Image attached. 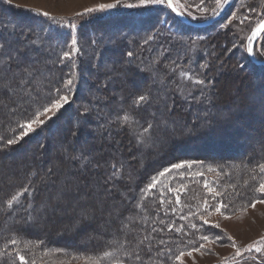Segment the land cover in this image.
Instances as JSON below:
<instances>
[{
  "label": "trees",
  "instance_id": "trees-1",
  "mask_svg": "<svg viewBox=\"0 0 264 264\" xmlns=\"http://www.w3.org/2000/svg\"><path fill=\"white\" fill-rule=\"evenodd\" d=\"M176 8L183 13L177 6ZM149 14V17L145 14H138L136 16L137 24L140 25L138 29H134L130 26L131 24L128 25L126 23L128 19L131 20L135 18L131 13L106 19L107 21L116 24V27H118L114 34H110L105 27L98 28V26H95L96 24H93V27L85 26V28L81 29V32L83 31L82 34H78L82 51L74 58L76 67L72 68L71 62L68 61L65 62V65H54L52 63L53 66L50 71L49 67H46L44 72V76L51 80L54 85H59L64 79L68 78L66 74H74L72 76L74 83L71 91L75 92L74 99L76 105L72 102L68 103L56 117L39 127L34 133L29 134L27 138L19 140L16 144L7 147H4L7 139H13L23 131L18 128V122H23L26 119L32 118L35 111L38 109V106L46 103V95L42 94L38 103L33 105L32 108L27 111L24 108H14L11 105L10 98L6 92L3 96H0V156L4 154V152H10L36 138L40 140L39 142L41 146H45L43 149L45 151V160L43 159L41 162L39 159L36 160L35 156H32L30 163L20 166L18 171H16V174L11 171L12 167L17 165L16 162H12L11 164L0 163L1 173L8 171L12 173L6 180L7 184L0 187V207H3L4 201L27 182L28 174L33 171L37 173V176L33 177V181L39 187V193L33 201V206L35 209H39L43 203H46L47 194L43 196L42 189H44V187L39 183L41 171L45 168L43 163L44 161H50L53 155L52 150L48 148L49 145H51L54 140L57 142L56 144H60L62 141H65L66 136L64 133H61V135H50L48 138H42V135L47 132L51 134L54 129H58L61 132L66 131L70 134L69 130L75 128L77 124L74 126L73 122L66 118L63 120L64 124L59 125V123H57L58 120L62 118L66 112L74 114L76 117H80L79 105L82 109L86 106H98L95 102L97 100L95 96H99L101 99L105 98L102 100L100 111H98L102 114L103 110L107 109L108 115L106 121L104 118H99L98 121H95L94 124H92L94 130L101 131L103 127L107 129L115 128V130H113V137L119 136V133L125 130L132 143L133 153L136 154L140 160L138 168V165H134L133 161L128 157L130 156L131 150H129V148L128 150H125L127 145L122 142L120 145L121 148H108L110 144L104 137V131H101L103 132V138H100V142L96 146H90L87 143H73V147H70L69 145L71 148L68 149L69 147H67L69 155H86L91 157V164H100L99 167L92 170L89 163L85 169H87L86 172L88 174H91L93 171H97L98 173L102 172L99 177L100 185L98 187L101 191L105 192L106 187H112V183L106 185V181L108 180L111 171L109 165L114 162L123 165V178L115 181V187H112L113 189H116L115 191H118V194L119 192L121 194H119V207L115 205H106V207H104L105 203L97 205L93 204L90 200L86 201L87 203H91V209L95 210V208L99 206L110 212L111 217L114 219L111 220L108 231L99 235L98 239H96L93 242V245L90 246L76 241H72L75 243L73 244L74 246L71 245L72 242H69L70 244H61V238H53L56 235L50 228V219L47 218L45 221L32 220L33 218L30 219L28 213L24 210L27 206V202L24 198H21L22 202L24 199V204L20 206L19 210H12L9 212L12 213V216L17 217V220L14 221L13 225H9L8 227L6 224L7 212L0 213V250L12 252V258H15V249L16 251H19L21 255L26 257L29 264H32L33 261L34 264H36L35 260H38V258L45 256L52 257V255L62 258H95L98 261V264H113L114 260H122L125 264H173L175 256L178 255L179 252H186L193 247H198L199 243H202V240H198L199 236H209L211 232V230L205 227L204 224L198 222V214L192 215V213L196 212L191 209V201L190 208L184 209L179 208L178 204L170 198L173 197V192L169 191V187L174 188V183L172 182L168 183L169 185L167 184L165 189L155 187L152 191L148 192L144 199H141V190L144 189L147 184L151 183L152 179L157 177L159 172L163 171L164 168L170 167L173 163L187 162L184 168L189 170V172H182V176L184 180L183 182H188L191 187L202 185L203 177L207 176L206 171L211 168L222 177V182L224 184L226 182L228 183V186L237 189L236 193L239 194L245 203H250L258 198L256 197L258 196V192L255 191V188L258 186L262 176L258 171L257 165L259 163H264V150L258 149L254 154L246 153L244 156L241 155V157L238 158H231L238 156V154L243 152L242 144H244L243 141H246V137H248L247 134L242 133L246 131L245 128H243L244 125H241L242 121H239V124H237L238 122H234L237 121L241 115H244V111L242 109H235L233 112H227V117L224 118L223 121L229 122L231 119V122L228 124L218 123L216 122V117L219 115L222 116L225 113V108L229 103H224V98L213 99L211 105L196 103L191 96L187 97V100L185 101H188L186 103L188 108H192L190 111H193V114H195L197 118L202 115V112L206 113L207 111L209 112V110L213 111L212 116L206 115L205 117L200 118L199 123L194 122L193 124L191 123L189 115L183 114L179 111L183 98L180 100L178 99V94L176 90H174L175 88H170L169 83L176 86V71L184 72V68L190 67L189 58L186 57L187 53H179L183 52V49L174 46L176 42H174L175 40L173 41L171 36H168V38L163 37V39H159L158 42L155 41L153 44L149 41L148 43L144 42L150 35L153 39H157L158 36L156 34L159 33L163 27L165 28L163 20L164 14L162 17H158L156 14H159V11L155 10L151 13L149 12ZM8 16L11 18L9 19ZM186 17L192 21L188 16ZM16 19H19L20 21L28 20L32 27L29 25L31 27L29 29H25L24 27L13 29L12 26H14ZM34 25L37 26L34 28ZM46 27L51 29L52 32L47 33L42 37L41 46L36 47L30 45L29 40L40 37ZM184 27L186 29L191 28L201 30V28H194L186 24ZM57 28L59 27H57L56 24L43 16H38L32 11H25V9L19 10L0 1V44L4 45V48L0 49V59L8 60L9 56L14 57L15 60L11 63L13 70H16L18 67L22 68L25 64L30 62L27 60L28 58L25 50H19L13 41L3 38L4 36L12 35L16 42L20 44H24L25 42L23 47H28L30 50H33L35 58H39V56H43L44 54L53 51V53H50V56L52 57L51 60H56L62 47L60 38L67 35V32H64V27H61L62 29L60 28L59 30ZM88 29H92L96 33L103 29L102 31L105 35L121 37V41L114 42L116 46L115 49L121 52L117 60L133 62L140 66L137 68L133 66L126 68L125 73L117 71L118 79L108 74L104 68L102 69V62L110 60L109 57L116 55L117 53L115 54L112 53L114 51H108L109 53L102 57H100V53H98V55L96 52L91 53L90 49L91 46H93L92 41H98V45L94 46L95 49L99 51V49H101L99 46L104 36L100 35L95 36L94 38L85 36L84 32ZM130 36L132 38H130ZM56 40H58V45H56ZM156 43H158V46ZM129 51L135 53V56L131 58V60L127 57V52ZM254 57L261 60L256 55H254ZM198 61L200 62L199 65L197 64V66L193 67L191 73L194 77L206 79L205 74L207 73V70L201 68V65L207 63L200 61V58ZM224 62L228 63V60H224ZM34 63L41 68L45 67L40 65L38 61ZM93 63H96V66L101 68V70L96 71L91 77L87 76L88 73L83 75L84 72H91V70H93ZM144 67H148L147 69L150 70L154 68V72L140 71V69ZM245 69H248V71L252 73V79L254 82H256L258 86H261L258 89L262 94L258 99L260 102L264 101V66L256 65L247 55V60L245 61L243 68L241 69V67H239L236 71L244 72ZM48 74L51 76L48 77ZM3 75L4 74L0 72V76ZM151 75L152 77H155L159 83L166 85L167 90L166 92L163 90L162 94L166 96L167 102L172 108L171 112L161 114V112L158 111L159 105L157 104L145 106L142 109H135L132 107V100L136 94L143 92L145 89H150L152 91L156 88V86L150 82ZM113 78L118 81V86L114 88L111 87L108 82V80H112ZM43 82L47 83L46 80ZM98 83L103 85L98 91L92 89L88 95L85 96L83 94V92L86 91L83 88L84 85H88V88H94L95 84ZM49 87H51V85H49ZM195 87L198 86L195 85ZM195 93L198 92L196 91L193 94ZM198 94H200V92ZM260 106L263 110L264 103ZM124 110H130L136 113L140 117L141 123L150 119L153 113L157 116V123L161 122V120L164 122L169 118V115H174L172 118L177 122L182 123V126L179 127L182 132L185 128L191 125L193 128L197 127L198 129L196 128V132L198 131L202 133L203 136L196 135V133L195 135L192 133L191 135L185 136L179 131L172 140H169V146L167 148L165 145L162 146L164 141L167 140V131L166 129H158L155 132L158 140L156 145L147 150L138 148L135 138L130 134L129 128L121 127L115 122L117 116L122 114V111ZM253 110L258 111L261 109L259 106H255L253 107ZM89 115L93 117L94 112H88L87 115H83L84 117H81L80 121L78 120L79 123L81 122L85 125L86 122L89 121L87 119ZM254 121L261 122V125L264 126V118H256ZM203 125L207 129L199 131V127L203 129ZM238 128L241 130V133H238ZM260 136L262 137V135L258 133L257 138L259 139ZM234 140H236L235 143L233 142ZM207 142L221 145L220 149L216 151V154L209 156L207 153H203V151L190 154L186 153V151L179 152L181 151V148L190 149L198 144ZM38 144H34L28 149V151H26V153L32 152L34 154V152L40 149ZM164 147L167 149L165 152L169 157L161 160L158 156V152L159 150L162 152V149H165ZM60 150H56L55 155L61 154ZM226 151L228 154L225 153ZM76 163L78 164V162ZM59 168L62 170V166ZM197 173H200L201 176L197 175ZM196 176H199L197 180L195 179ZM252 177H255V179H252ZM86 189L92 191L93 188L87 185ZM76 202L78 203L77 205H81V201L77 200ZM137 203H140V208L136 207ZM187 205H189V203H187ZM75 211L81 212L83 216H86V212L82 207L78 208V206H76ZM34 212L36 211H33L32 215ZM181 217H184V219ZM160 221H163V223H160ZM26 224H28L30 228H25ZM39 224L41 225L40 229L37 228V225ZM82 224L84 225L83 222ZM125 224L128 225L127 228L124 227ZM192 224L197 226L196 229L191 227ZM87 225L88 226L86 227L91 226L89 224ZM168 225H172V229H169ZM177 228L181 229V231H175ZM153 229H155V231H153ZM144 237H148V239L144 240L143 244H139V241ZM11 239H17L19 243L11 245L8 243ZM160 241H164V243H160ZM26 242L28 243L27 248L24 246ZM6 244L8 247L5 249ZM160 251L164 254L157 255ZM105 252H109L111 255L104 256ZM136 254H139V260L136 259ZM8 260L9 258L5 257L3 261H0V264H7ZM16 264H20V262L17 260Z\"/></svg>",
  "mask_w": 264,
  "mask_h": 264
},
{
  "label": "rangeland",
  "instance_id": "rangeland-1",
  "mask_svg": "<svg viewBox=\"0 0 264 264\" xmlns=\"http://www.w3.org/2000/svg\"><path fill=\"white\" fill-rule=\"evenodd\" d=\"M0 1L4 2L7 5L13 6L19 10L30 8L40 11H47L50 13L51 16L56 17L58 20H60L61 18L64 22L70 20L72 23H75L77 25V30L79 34H82L83 31L81 32V29L85 28V26L93 27V24H96L95 26H98V28L105 27L110 34H114L118 27H116V24L111 23L106 19L116 16L118 17L127 13L133 14L135 18L131 20L128 19L126 23L128 25L131 24L130 26H132L134 29H138V27H140V25L137 24L138 22L136 19V16L138 14H145L149 17V12L151 13L154 10L159 11V14L156 15L158 17H162V15L164 14L163 20L165 28L163 27V29L156 34L158 36L157 39H152L149 42H152L153 44L155 41L158 42L159 39H163V37L168 38V36H171V38H173V41L175 40L174 42H176L174 46L183 49V52L179 53H187L186 57L189 58L190 67L184 68V72H188L189 75L193 78H197L194 77L191 72L193 67L197 66V64L199 65L200 62L198 61V59L200 58V61H203V63H207L209 67L206 68L207 73L205 74V77L207 81H210V84L204 87V91L209 95L213 94L211 96L212 100L224 98L225 100L223 102L229 103L225 108V113L222 116L219 115L216 117V122L228 124L229 122H231V119L229 120V122L223 121V119L227 117V112H233V110L235 109H242L244 111V115H241L238 120L234 122H238L237 124H239V121H242L241 125H244L243 128H245V130L247 131H244L242 133L247 134L248 137H246V141H243V152L238 154V156L231 158H238L241 157V155L244 156V154L246 153L254 154L258 149L264 150V126L261 125V122L254 121V119L256 118H264V108L262 110V107L260 106L262 105V103H264V101L260 102V100L258 99L260 98L259 96H261L262 94L261 91H259L258 89L261 86H258V84L254 82V80L252 79L253 75L250 71H248V69H245L244 72L236 71V69L239 68L240 65H244L245 61L247 60L246 47L249 44L248 37L251 35L252 30L258 24V22L264 18V0H234L232 5L227 9V11L224 12V14L218 21H216L210 26L201 28V30L191 29L189 27V29H186L184 27L185 24L181 22L178 18H176L174 14L170 12L169 8L163 5H150L132 8L117 6L116 8L108 9L103 12H96L89 15L77 16L76 13H83L85 8L95 7L97 4L100 3H113L114 0ZM126 2L136 5L139 3V0H126ZM175 5L192 21H201L203 19H207L209 16H212V9L215 7L214 3H212V0H204L203 3L201 2V0H175ZM252 8H255L256 11H251ZM233 14H235V16H233ZM245 17H248V19H245ZM10 18L11 17H9V19ZM29 25L30 23L28 22V20L20 21L19 19H16L14 26H11L13 27V29L21 27L29 29L32 27L31 25V27ZM56 25L57 27H59L57 28L58 30L62 27L58 24ZM36 26L37 25H34V28ZM102 30L96 33L92 29H88L84 32V35L90 38H94L95 36L100 35L104 36L99 46L101 47V49H99L98 51V53L101 54L100 57H102L103 55L106 56V54L109 53L108 51H114L112 53L115 54L117 53L116 55L109 57L110 60L102 62V69L104 68V70L108 72V74L118 79L117 71L125 73L126 68H130L131 66L137 68L140 66L136 63L134 64L133 62L117 60L121 52L115 49L116 46L114 42L121 41L120 39L122 38L105 35ZM51 32L52 30L46 27L43 34L40 35V38L44 37L45 34ZM64 32L68 33V29L65 28ZM3 38L9 41H13V43H15V46L19 50L26 51V55L28 58L27 60L30 61L27 64H33L34 62L38 61L39 64L43 67H49V71L52 68L53 64L50 53H53V51L49 52L48 54H44L43 56H39V58H35L33 50H30L28 47H23L25 45V42L24 44L16 42L12 35L4 36ZM130 38L132 37L130 36ZM57 43L58 40H56V45H58ZM157 44L158 43H156V45ZM94 49L95 46H91V53L94 52ZM253 54L261 59L259 61H264V30L262 31L255 46L253 47ZM224 60H228V63L224 62ZM147 68H141L140 71H147L150 73L154 72V68L151 70ZM99 70H101V68H98L96 66V63H93V70H91V72H84L83 75H86V73H88L87 76L91 77L96 71ZM180 73L181 71H176V86L169 83V87H172L173 89L175 88L174 90H176L177 94L178 86L183 90V96L185 98H183V102H181L180 104L181 106L179 111L183 114L189 115L191 123L193 124L194 122L199 123L200 118L205 117L206 115L212 116L213 111L211 110H209V112L207 111L206 113L202 112V115L198 118L197 116H195V114H193V111H190L192 110V108H188L186 104L188 101L185 100H187L186 98L189 97V93H191V96H200V94H198L200 92L198 89L201 86L197 85L198 87H195V85L192 84L191 81L185 80L184 77L180 75ZM50 76L51 75L48 74V77ZM108 82L113 88L118 86V81L114 78L112 80H108ZM150 82L156 86V88L152 90L154 95L164 96L162 92L163 90L166 92V85H164L163 83H159V81L155 77H152V75L150 77ZM100 84L101 83L95 84L94 88H88V85H84L83 88L86 91H84L83 94L85 96L88 95L92 89L98 91L100 87H103V85ZM196 91L198 93L193 94ZM74 93L75 92L71 90L70 92H68L69 103L72 102L75 104ZM95 98H97L95 102L98 106H86L82 109L79 105L80 117H76L74 114L66 112L64 116L58 120L57 123H59V125L64 124L63 120L66 118L70 119L73 122L74 126H76L77 124L75 128L69 130L70 134H68L66 131L61 132L58 129H54L51 134L47 132L42 135V138H48L50 135L56 136L61 135V133H64L66 139L60 144H56L57 142H55L54 140V142L48 147L50 150H52L53 155L50 161H44L43 165L45 168L43 169L44 171H41V176H44L48 173L49 169H52V175L49 178V183L42 184L44 187V189H42V194L43 196L47 194L46 203L50 206L47 207L43 212H34V214L32 215V220L45 221V219L49 218L51 223L50 228L56 235L53 238H61V244L76 241L83 243L87 246L93 245V242L98 239L99 235L108 231L110 222L114 218L111 217V214L110 212H108L107 209L101 208L99 206L95 208V210L91 209V203H87L86 201L90 200L93 204L97 205H102L105 203L104 207H106V205H115L119 207V199L121 195L120 192L119 195L118 191H115L116 189H113L112 187H110V193L106 191H101V189H99L98 187L100 185L99 177L101 176L102 172L98 173L97 171H93L91 174H88L86 172L87 169H85V167H81L79 162L77 164L76 162L66 158L67 156H70L69 151H67V147H69V145L70 147H73V143H87L90 146H96L100 142V138H103V132L101 131H104V137L110 144L108 148H121L120 145L122 142L123 144L127 145L125 150H128V148L129 150H131L130 156H128L129 159L133 161L134 165H138V168L140 165V160L138 159L136 154L133 153L132 143L130 141L129 135L126 134L125 130L119 133L120 135L117 137H113V130H115V128L107 129L104 128L103 125L101 131L94 130L92 124H94L95 121H98L99 118H104V120L106 121L108 115L107 109L103 110V113L106 112L105 114L99 113L100 108L102 107V100H104L105 98L101 99L99 96H95ZM178 99H181L180 94H178ZM255 106H259L261 110L254 111L253 107ZM86 108L89 109V112H94V116L92 117L89 115L90 117L88 116L87 118L89 121L86 122L85 125H83L81 122L79 123V121L81 117H84L83 113ZM61 110H59L55 114H47L51 117L50 119H48L47 117H40V119H44L46 123L56 117ZM173 116L174 115H169V118H167V120L163 122L167 125L166 135L168 137L165 141L163 139L164 144L162 146L165 145L167 146V148L169 146V140H172L176 133L181 131L179 127L182 126L181 122H177L175 119L172 118ZM34 127L35 130L30 134L34 133L41 126ZM192 128L193 127H191V125L188 126L187 128H185V130H183V132L181 131V134L188 136L192 133L193 135H195L196 133V135H199L201 137L203 136L202 133L198 131V133L196 132L197 127H194L193 129ZM199 128V131H204L207 129L206 127H204V125L203 129H201V127ZM74 132L76 133L75 136L73 135ZM238 133H241V130H239V128ZM258 133L262 135V137L260 136L259 139L257 138ZM27 137L28 135L23 138ZM39 141L40 140L36 138L29 143H24L22 146H19L18 148L10 152H4V154L0 156V163L11 164L12 162H16L17 167L14 166L11 169V171L13 173L15 172L14 174H16V171H18L20 166H22L23 164L30 163L32 156H35L36 160L39 159V161L42 162L43 159L45 160V151L43 150L45 146H41ZM233 142L235 143L236 140H234ZM34 144H38L40 146V149L34 152V154L32 152L26 153V151H28V149L31 148ZM70 147L68 149H71ZM220 147L221 145H218L217 143L207 142L198 144L194 148L190 149L181 148V151L179 152L186 151V153L190 154L203 151V153H207L209 156H212L216 154V151L220 149ZM56 150H60L61 154L55 155ZM166 150V148L164 150L162 149V152L159 150L158 156L159 158H161V160H164V158L169 157L168 154L165 152ZM225 153L228 154L227 151ZM88 158L91 161V157ZM90 165L93 170L96 169L97 165L100 164L90 163ZM60 166H62V170L59 168ZM185 171L189 172V170H187L186 168L172 170L170 173L159 177V183H157L156 185V187L159 189H165L168 183H174V188L169 187V189H172L171 192H173V197L170 198L176 202V190H180L178 193L180 198V203L178 204L179 208L189 209L191 201V209H193L196 214H198V222L204 224L203 221L199 219V216L203 212V201L205 199H207L209 204L212 206L217 205V203L221 201L230 205V207L227 209H221L224 215L215 212L213 210V207H210L208 209L210 215L204 214L209 221V223L204 224V226L211 230L209 237L214 239L215 236L219 235L222 237V239L216 240L215 243H209L207 241H202V243H199L197 248H199L201 244L204 245V248L199 252H193L192 257H186L185 259L187 261V264H193V261L195 262V264H262V262H264V242H259L256 245V247H260L262 249V252H256L255 248L251 250H246L245 246L251 244L253 241H259L260 236L264 235V204L257 203L255 208L248 206L251 202L245 203V201L239 196V194L236 193L237 189H235V187L228 186V183L226 182L224 184L222 182V177L214 171L207 170V176L203 177L202 185L191 187L189 186L190 184L188 182H183L184 180L182 172ZM11 174L12 173L10 171L3 173L0 172V187L7 184L6 180ZM198 178L199 176H196L195 179L197 180ZM205 181L208 183V186L213 189V192H218L221 195L214 196L213 193H210L208 189L204 186ZM65 182H67L68 186L70 187V191H66L65 199L62 202L57 203L55 200L57 191L65 186ZM76 185H78V190ZM87 185L93 188L92 191H88L86 189ZM256 197L259 198L260 193H258V196ZM77 200L81 201V205H77ZM187 203H189V205H187ZM23 204L24 199L23 202L21 200V202L15 206L13 211H18L20 206ZM76 206H78V208L82 207V209L86 212V216H83L81 212L77 211V213L75 211ZM198 209H200V211H198ZM11 211L12 210H9L7 212L8 214H6V224L8 225V227L9 225H13L14 221L17 220V217L12 216V213H9ZM0 213L2 214V212ZM82 222L84 223V225L82 224ZM217 223L220 225L219 228L213 226ZM87 224L91 226L86 227L88 226ZM27 225L28 224H26L25 228L29 227V225ZM37 228L40 229L41 225H37ZM227 236L233 237V241L236 245L235 248L232 247L233 241H229L227 239ZM73 244L75 243L72 242L71 245ZM237 248H239L241 251V255L239 256L236 255ZM253 257H255V259H253ZM35 261L36 264H93V262H98L95 258H62L54 255H52V257H41Z\"/></svg>",
  "mask_w": 264,
  "mask_h": 264
},
{
  "label": "snow or ice",
  "instance_id": "snow-or-ice-1",
  "mask_svg": "<svg viewBox=\"0 0 264 264\" xmlns=\"http://www.w3.org/2000/svg\"><path fill=\"white\" fill-rule=\"evenodd\" d=\"M203 3L204 0H201ZM212 3H214L215 7L212 9L213 15H218L217 9H222L225 4L229 3V0H212ZM150 5H163L167 8H170L173 12L177 11V8L175 6V0H139V3L136 5H133L131 3H127L126 0H114L113 3H100L97 4L95 7H89L85 8L83 13H76L77 16H83V15H89L96 12H103L108 9L116 8L117 6H123V7H142V6H150ZM25 11H32L38 16H43L47 18L48 20L52 21L53 23L58 24L59 26H62L64 28L68 29L67 35L60 38L61 40V51L57 55V59L52 61L54 65H65V62H71V67L75 68V57L82 51L80 37L77 30V25L75 23H72L70 20L67 22H64L61 18L58 20L56 17L51 16L49 12L47 11H40L36 9H30L26 8ZM251 11L255 12L256 9L252 8ZM235 16V14H233ZM245 19H248V17H245ZM261 30H264V20H261L256 25V28L253 30V36L260 32ZM253 36H249L248 40L249 42L252 40ZM43 38L38 37L37 39L29 40V44L40 47L41 46V40ZM153 37L150 35L147 37V39L144 41L145 43H148V41L152 40ZM93 45H98V41L93 40ZM4 45L0 44V49H3ZM246 51L249 55L253 53V48L250 46L246 47ZM94 52L98 55V51L94 49ZM135 56V53L132 51L127 52V57L129 60ZM15 60L14 57L9 56L8 60L0 59V72H2L4 75L0 76V96H3V94L6 92L10 98L11 105L16 108H24L26 111L30 108H32L33 105H36L41 97L42 94L46 95V103L43 105H39L38 109L35 111L34 116L30 119H26L23 122H18V128L22 129L23 131L20 132L19 135H16L13 139H7L6 144L4 147L11 146L16 144L19 140L23 139V137L29 135L31 132L35 130L34 126H42L45 123L44 119H40V117H47L50 119L51 117L47 114L52 113L55 114L59 110H61L66 104L69 103V95L68 92H70L71 88L73 87V73L66 74L68 78L64 79L62 83L59 85L52 84L51 80L47 79V77L44 76V72L46 70V66L44 68H41L37 66V64H27L24 67L20 68L18 67L16 70H13L11 67V63ZM19 63V62H18ZM209 66L207 64L201 65V68L206 69ZM241 69L243 68V65H240ZM181 76L184 77L185 80L191 81L192 84L201 86L198 90L200 91V96H191V93L188 95L191 96V98L196 103H205L211 105L213 103L211 95L207 94L204 91V87L210 84V81H207L206 79L201 78H193L189 75L188 72H181ZM47 81V83H44L43 81ZM51 85V87H49ZM46 90V91H45ZM178 94L181 95V98H185L183 96V90L178 86ZM153 104L159 105L158 111L163 113H168L172 111V108L169 106L166 96L162 95H153V92L150 89H145L143 92H140L136 94L132 100V107L135 109H142L145 106H152ZM7 106V105H6ZM89 112V109H85L83 115H87ZM157 116L155 113L152 114V117L145 121L144 123H141L140 117L130 111V110H124L122 111V114L118 115L116 118V123H118L121 127H127L130 130V134L133 135V137L136 140V144L138 148H143L145 150L152 148L157 142V137L155 135V132L158 129H166L167 125L161 122L157 123ZM73 135L75 136L76 133L74 132ZM66 158L70 159L74 162H79L81 167H87L90 163V160L88 156L86 155H76L72 154L70 156H67ZM186 163H173L170 167L164 168L163 171L158 173L157 177H154L151 181V183L147 184L144 189L141 190L142 196L141 199H144L148 192L152 191L157 183H159V177H162L168 173H170L172 170L181 169L186 166ZM100 165H97L99 167ZM111 171L108 176V180L106 181V185L108 183H112V187H115V181H118L123 178V165H119L118 163H111L109 165ZM258 171L261 174L262 178L259 181L258 186L255 188V191L260 193V197L257 199H254L251 201L250 207L255 208L257 203L264 204V163H259L257 165ZM209 171H213V169L209 168ZM52 175V169L48 170V173L44 176L40 177V183L41 184H47L49 183V178ZM197 175H200V173H197ZM37 176V173L35 171L30 172L28 174L27 182L22 186L19 187L14 194L10 195L9 198H7L4 201V206L0 207V212H8L9 210H13L17 204L21 202V198L23 197L27 202V208L24 210L28 213L29 218H32V211H40L43 212L47 207L50 205L43 203L39 209H35L33 206V201L35 197L39 193V187L36 183L33 181V177ZM252 179H255V177H252ZM11 182V180H10ZM247 183V182H246ZM205 188L208 189L210 193H213V195H221L218 192H213V189L208 186V183L205 181ZM78 190V185H76ZM106 192H111V188L106 187ZM172 191V189H169ZM66 191H70V187L68 186L67 182H65V186L57 191L55 200L57 203L62 202L65 199V193ZM179 191L176 190V203H180L179 198ZM137 208H140V203H137ZM210 207H213V210L217 213H220L221 215H224V213L221 211V209H227L230 207L229 204L218 202L217 205L212 206L209 204L208 200L205 199L203 201V212L199 216V219L203 221L204 224H208L209 221L206 218L204 214L210 215L208 212V209ZM174 211V209H173ZM200 211V209H198ZM192 215H196V213H192ZM184 219V217H181ZM160 223H163V221H160ZM216 228H219L220 225L214 224L213 225ZM125 228L128 227L127 224L124 225ZM169 229H172V225H168ZM191 227L193 229H196V225L192 224ZM155 231V229H153ZM175 231L180 232L181 229L177 228ZM148 237H144L139 241V244H143L144 240H147ZM199 239L202 241H207L209 243H215L216 240L222 239L221 236L217 235L215 238H210L208 235H200ZM227 239L229 241H233L232 236H227ZM259 242H264V235H261L259 238V241H253L251 244L246 245V250H251L255 248L256 252H262V249L260 247H256V245ZM8 243L11 245H16L19 243L17 239H11ZM160 243H164V241H160ZM25 248L28 247V243H25ZM8 247V245H5V249ZM232 247H236L235 242L233 241ZM204 248V245L201 244L199 248L193 247L190 250L181 251L178 255L175 256L174 264H187L186 257H192L193 252H199ZM15 251V258H12V252H8L5 250H0V261H3L5 257H8L9 260L7 264H16V261L18 260L20 264H29L26 257L24 255H21L19 251ZM164 253L162 251L158 252L157 255H163ZM111 253L105 252L104 256H110ZM236 255H241V251L239 248L236 249ZM136 259L139 260L140 256L139 254H136ZM255 259V257H253ZM34 264V261L32 262ZM93 264H98V262H93ZM113 264H125L122 260H114ZM193 264L195 262L193 261ZM264 264V262H262Z\"/></svg>",
  "mask_w": 264,
  "mask_h": 264
},
{
  "label": "water",
  "instance_id": "water-1",
  "mask_svg": "<svg viewBox=\"0 0 264 264\" xmlns=\"http://www.w3.org/2000/svg\"><path fill=\"white\" fill-rule=\"evenodd\" d=\"M234 0H229V3L228 4H225L223 6L222 9H218V15H212L210 16L209 18H207L206 20H203V21H200V22H193V21H190L183 13H181L178 9L176 12H173L170 8L169 10L174 14V16L176 18H178L181 22H183L184 24L186 25H189V26H192V27H197V28H203V27H207V26H210L212 25L213 23H215L216 21H218L221 16L224 14L225 11H227V9L232 5ZM264 20V18L262 19ZM256 28V26L254 27V29ZM253 29V30H254ZM253 30L251 32V35L250 36H253ZM263 30H261L260 32L256 33L252 40L249 42L250 46L253 48L255 43L257 42L258 38L260 37L261 33H262ZM248 44V46H249ZM247 55L249 57V59L255 63L256 65H261V66H264V61H259L257 60L255 57H254V54L252 53L251 55L248 54L247 52Z\"/></svg>",
  "mask_w": 264,
  "mask_h": 264
}]
</instances>
